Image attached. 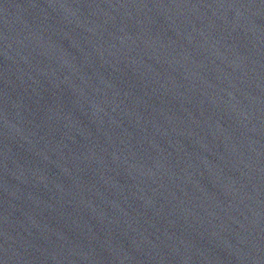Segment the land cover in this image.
<instances>
[{
	"label": "water",
	"instance_id": "water-1",
	"mask_svg": "<svg viewBox=\"0 0 264 264\" xmlns=\"http://www.w3.org/2000/svg\"><path fill=\"white\" fill-rule=\"evenodd\" d=\"M0 264H264V0H0Z\"/></svg>",
	"mask_w": 264,
	"mask_h": 264
}]
</instances>
